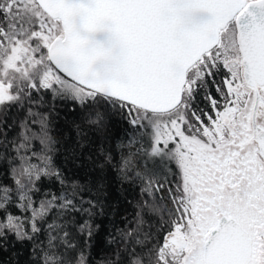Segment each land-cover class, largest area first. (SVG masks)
Segmentation results:
<instances>
[{
	"label": "snow or ice",
	"instance_id": "6c2138e0",
	"mask_svg": "<svg viewBox=\"0 0 264 264\" xmlns=\"http://www.w3.org/2000/svg\"><path fill=\"white\" fill-rule=\"evenodd\" d=\"M57 101L136 130L147 199L108 264H264V0H0V250L90 264L103 208L57 163Z\"/></svg>",
	"mask_w": 264,
	"mask_h": 264
},
{
	"label": "trees",
	"instance_id": "16d2710c",
	"mask_svg": "<svg viewBox=\"0 0 264 264\" xmlns=\"http://www.w3.org/2000/svg\"><path fill=\"white\" fill-rule=\"evenodd\" d=\"M19 115L12 109L6 119L14 124ZM51 119L59 141L57 163L69 176L87 183L103 208V214L95 217L100 228L89 250L90 264H108L115 260L117 248L109 234L118 237L117 229L125 228L129 222L134 224L138 202L147 199L139 182L123 179L119 171L121 155L128 151L124 145L136 130L121 117L113 118L103 129L93 126L88 122L89 110L71 101H57ZM14 132V128L9 129V135ZM108 154L112 156L111 162L105 159ZM143 215L148 223L155 222L146 209ZM33 259L28 243L11 240L0 250V264H31Z\"/></svg>",
	"mask_w": 264,
	"mask_h": 264
},
{
	"label": "flooded vegetation",
	"instance_id": "af4514ba",
	"mask_svg": "<svg viewBox=\"0 0 264 264\" xmlns=\"http://www.w3.org/2000/svg\"><path fill=\"white\" fill-rule=\"evenodd\" d=\"M197 106L204 107V102L199 97L197 99Z\"/></svg>",
	"mask_w": 264,
	"mask_h": 264
}]
</instances>
